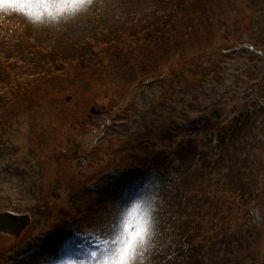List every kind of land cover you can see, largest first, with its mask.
I'll use <instances>...</instances> for the list:
<instances>
[{
	"label": "rangeland",
	"instance_id": "1",
	"mask_svg": "<svg viewBox=\"0 0 264 264\" xmlns=\"http://www.w3.org/2000/svg\"><path fill=\"white\" fill-rule=\"evenodd\" d=\"M161 2L169 13L156 33L137 29L150 39L89 55L92 62L57 63L64 68L31 85L26 72L16 76L8 68L25 66L19 52L35 69H51L44 59L58 51L53 41L70 43L59 45L66 49L85 45L95 32L146 14L157 0H92L86 12L59 24L0 14V214L29 219L13 234L0 230V264L15 262L12 254L37 247L39 239L56 249L61 238L82 234L99 248L77 256L60 251L64 256L55 259L42 249L47 257L24 264H100L98 256L106 259L146 212L154 213L155 236L145 264H201L197 257L205 264H264V57L238 48H264V0ZM190 50L196 58L184 54ZM210 102L225 116L209 119L202 110ZM90 106L102 112L88 118ZM233 135L256 140L252 153L241 139L228 141ZM235 155L238 173H227ZM240 157L252 162L246 166ZM140 170L150 182L139 192L117 185L123 171L131 177ZM183 171L193 178L187 188ZM173 212L192 235L179 243V263L163 254L175 248L169 227L164 234ZM210 213L216 219L207 223ZM195 221L196 233L189 228ZM191 253V261L182 258Z\"/></svg>",
	"mask_w": 264,
	"mask_h": 264
},
{
	"label": "clouds",
	"instance_id": "2",
	"mask_svg": "<svg viewBox=\"0 0 264 264\" xmlns=\"http://www.w3.org/2000/svg\"><path fill=\"white\" fill-rule=\"evenodd\" d=\"M92 0H0V14H18L34 25L59 24L86 12ZM118 219V213L113 222ZM119 247L112 246L106 259L98 256L100 264H145V253L155 236L154 213H145L140 226L133 225Z\"/></svg>",
	"mask_w": 264,
	"mask_h": 264
},
{
	"label": "trees",
	"instance_id": "3",
	"mask_svg": "<svg viewBox=\"0 0 264 264\" xmlns=\"http://www.w3.org/2000/svg\"><path fill=\"white\" fill-rule=\"evenodd\" d=\"M160 3H162V2L160 1ZM176 4L181 5L180 2H177ZM160 9H162V8H158L157 10H160ZM97 39H98V37L96 36L94 40L91 39V40L86 41L85 45L80 43V45L77 44L76 46H73L72 48H68V49L60 47V49H58V51L55 52L54 57L60 56V55L64 56V57L69 56V55H77V54L81 53L84 49H87L88 47H90L92 42L96 41ZM47 57L52 58L51 55L48 53H47Z\"/></svg>",
	"mask_w": 264,
	"mask_h": 264
},
{
	"label": "bare ground",
	"instance_id": "4",
	"mask_svg": "<svg viewBox=\"0 0 264 264\" xmlns=\"http://www.w3.org/2000/svg\"><path fill=\"white\" fill-rule=\"evenodd\" d=\"M113 176H116V175H113ZM108 189V187H106L104 190H107ZM80 240V243H82L83 242V240L82 239H79ZM74 240H71V238H68V240H67V242L70 244L71 242H73ZM85 241V240H84ZM54 241H52L51 243L49 242V241H47V238H42V239H39V242H38V246H39V249L40 248H44V249H46L47 250V252H48V255H49V257L50 258H52V259H55V258H57V257H59V256H62L60 253H57L56 252V249H50L49 248V246H50V244H52ZM48 243V244H47ZM31 257L33 256V254H31L30 255ZM16 264H23V262L22 261H20V262H18V263H16Z\"/></svg>",
	"mask_w": 264,
	"mask_h": 264
},
{
	"label": "water",
	"instance_id": "5",
	"mask_svg": "<svg viewBox=\"0 0 264 264\" xmlns=\"http://www.w3.org/2000/svg\"><path fill=\"white\" fill-rule=\"evenodd\" d=\"M24 224H25V222L22 223V225H24Z\"/></svg>",
	"mask_w": 264,
	"mask_h": 264
}]
</instances>
